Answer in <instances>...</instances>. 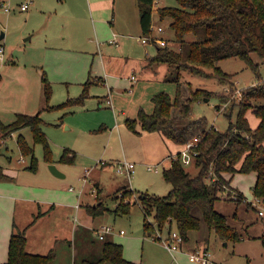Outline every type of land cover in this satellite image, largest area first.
I'll return each mask as SVG.
<instances>
[{"label": "rangeland", "instance_id": "obj_1", "mask_svg": "<svg viewBox=\"0 0 264 264\" xmlns=\"http://www.w3.org/2000/svg\"><path fill=\"white\" fill-rule=\"evenodd\" d=\"M55 1L0 0V33H5V38L0 42V47L5 48L4 58L0 61V119L4 124H10L15 121L18 113L27 115L40 113L43 131L51 151L48 158L44 145L34 144L29 128H24L5 140L0 139L2 153L0 166L3 169L13 172L25 169L23 176L28 183L44 181L54 190L51 192L54 194L52 199H55L53 200V203H56L55 209L52 210L53 213L48 221L31 225L28 250L46 254L54 248L56 257L50 264H80V261L90 254L101 258L103 242L99 240L97 231L102 226H110L114 229V233L108 236V240L123 245L125 257L134 264H193L189 261V252L185 250L203 248L208 249L211 259L216 264H264V217L258 212L260 208H264V204L253 205L257 202L253 192L256 185L253 174L236 173L230 177L231 185L234 187L232 188L244 193L245 202L237 204L226 193L221 195L226 201L218 199L216 202V210L225 215L228 224L239 233V241L222 240L214 230L208 229L203 221L201 228L191 232L189 241L182 243L179 251L176 250L174 254L165 246V241L169 240L168 227L153 236L145 235L142 207L140 203L134 204L137 193L167 196L172 186L163 177L164 168H168L178 155L183 164L189 155L184 145H181V149L177 151L179 146L175 147L171 144L164 146L155 140L156 135L144 138L143 133L140 135L134 133L127 126L126 120L128 117L135 118L134 108L138 105H142L151 113L152 98L158 93L166 92L174 99L177 84L168 79L169 71L164 73L165 79L159 81L158 78L143 79L138 70L131 72V75L138 78V81L134 82L136 85L133 89L131 84L134 83L126 78L118 79L117 86L110 84L109 80L104 82L97 74V70H101L103 65L95 56L97 54L100 58L95 36L93 39L97 50L93 51L91 57L89 53L60 51L59 56L66 59L57 62V66L52 65L49 60L48 67L65 71L70 75L49 77L45 65L40 62L45 53L43 50L45 35L51 28V21L57 20V17L49 15L45 9L51 3L54 5ZM25 2H31L30 8L27 12H21L20 6ZM137 4V0H118L117 3L121 7L123 19L128 17L132 20L131 30L127 34L133 37L122 39L119 47L110 45L108 41H113V38L109 37L104 40L105 48L102 47L104 53L110 51L113 53L111 56L116 55L119 58L122 56L121 62L124 57H131L130 63L132 59L140 62L145 59V50L150 56L157 51L155 45L144 46L141 42L143 36L139 27ZM178 6L176 0H160L153 10V26L156 29H164L160 38L166 42V46L176 50L179 44L170 29L171 22L169 19L161 21L158 9ZM87 27L89 31L95 30L94 22L91 21L86 25ZM117 31H121L118 26ZM154 34L158 35L157 32ZM101 36L103 39V33ZM29 37L31 39L26 40ZM187 39L191 40L192 37L189 36ZM126 40V45L131 51L129 55L121 53L122 44H125ZM254 60L260 65L259 73L264 80V60L255 56ZM219 67L225 73L234 76V84L220 83L213 76L201 77L187 71L182 72V80L185 84L189 83L194 90H207L210 94L208 99H204L203 96L192 104L191 115L181 120L179 128L184 127L192 119L204 118L209 127L215 126L218 131L224 132L230 122L236 120L239 109L235 106L239 100L234 97L237 91L242 92L256 86L259 79L252 67L239 58L221 61ZM155 70H161L162 74V69ZM44 72L52 88L48 102L45 97ZM209 73L214 74L213 71ZM154 74L158 75V73ZM112 86L114 90L110 95L108 90H111ZM225 90H230V97L223 96ZM107 96H111L109 98L113 106L107 105L105 101ZM225 102L229 103L227 110L219 113ZM231 113L230 118L227 115ZM246 115L253 127L260 121L251 111ZM174 116H180L179 112L175 111ZM112 130L113 135L110 134ZM20 135H23L34 148L36 171L26 169L31 166L33 157L23 156L20 152L17 143ZM66 149L74 152L75 156L71 162L62 161L64 155L69 158L73 156L71 153H66ZM170 151L175 156L160 162L165 153L169 154ZM21 158H24L22 164L19 163ZM111 159H117V163L127 161L135 165V173L130 180L127 176L118 173L117 167L109 162ZM102 161H106L104 164L108 162V165L104 167ZM50 165H55L65 178L54 176L49 169ZM183 165L192 175L198 173L193 161ZM149 166H157L159 171H150L147 169ZM210 174L212 179L214 173L210 172ZM124 187H129L135 193L131 200H127L131 201L130 213L117 215L115 209L124 197L125 192L120 190ZM71 188L74 189L73 192L69 191ZM227 192L232 198V191L228 189ZM250 203L253 205L252 208L248 207ZM76 204L80 205L78 210L75 208ZM99 206H104L106 209L103 215L93 218L86 214L84 207ZM47 207L46 209L50 208ZM194 214L202 219L199 209H195ZM76 215L80 216L77 222L74 221ZM148 221L154 223V214L148 217ZM18 229L22 230L23 226ZM121 230L125 232L124 235H120ZM175 232L177 228L173 225L171 234ZM37 246L43 248L42 252L36 251Z\"/></svg>", "mask_w": 264, "mask_h": 264}, {"label": "trees", "instance_id": "obj_2", "mask_svg": "<svg viewBox=\"0 0 264 264\" xmlns=\"http://www.w3.org/2000/svg\"><path fill=\"white\" fill-rule=\"evenodd\" d=\"M159 1L137 0L143 36L153 33V10ZM176 1L178 7L160 8L158 15L161 21L170 20V29L174 32L179 48L176 50L169 46H158L157 55L149 59L150 66L166 64L169 67L168 79L177 84L176 96L173 99L166 92L154 95L153 111L147 113L140 109L136 118H127L126 124L136 134L157 132L178 145H185L190 140H199L194 146L198 153L194 160L198 173L192 175L188 172L178 155L170 167L163 170L165 181L172 186L169 194L156 196L139 192L134 204L140 203L142 207L145 235L153 236L168 227L170 238L172 226L175 225L183 241L187 242L189 234L199 230L203 221L208 229L214 230L222 240L239 241V233L228 224L227 217L216 210V202L218 199L225 200L221 196L223 193L237 204L245 202V196L231 187L230 177L236 173L256 174L257 181L253 192L255 198L264 199V103H260L264 101V80L259 73L260 65L254 60V56L264 60V0ZM189 36L192 37L191 40L187 39ZM230 58H239L246 62L259 79L256 86L241 92V101L235 102V107L239 109L236 120L230 122L224 132L215 130L213 126L209 127L204 118L192 119L179 128L181 120L191 115L192 104L203 96L208 99L210 94L207 90H194L189 83L185 84L182 72L187 71L201 77L213 76L220 83L234 84V76L219 67L221 61ZM43 80L48 102L52 88L47 82L45 72ZM223 96L230 97V90H225ZM175 111H178L180 116H174ZM248 111L259 118L257 128L251 127L246 115ZM227 116L231 118L232 113ZM24 128L31 130L34 144L44 145L49 158L51 151L43 131L40 113L16 114L15 121L10 124H4L0 120V139L5 140ZM17 143L23 156L33 157L31 166L26 169L36 171L33 146L23 135L18 137ZM65 151L73 156L69 158L64 155L62 161L71 162L75 156L74 152L69 149ZM210 172L214 173L212 179ZM5 178L7 175L0 166V179ZM228 189L236 193V199L231 198ZM120 190L125 194L115 213L127 215L131 207V201L127 200H131L135 192L129 187ZM248 207L252 208V203L248 204ZM84 208L86 214L93 218L103 215L106 210L104 206ZM195 209L200 210L202 219L194 214ZM152 214L154 223L148 221ZM35 218L25 229L19 230L16 227L10 240L8 261L3 264H50L54 261V248L46 254L28 250L27 229L36 223ZM108 236L100 240L103 242L102 257L90 254L82 259L80 264H134L125 258L123 245L108 240Z\"/></svg>", "mask_w": 264, "mask_h": 264}, {"label": "crops", "instance_id": "obj_3", "mask_svg": "<svg viewBox=\"0 0 264 264\" xmlns=\"http://www.w3.org/2000/svg\"><path fill=\"white\" fill-rule=\"evenodd\" d=\"M29 3L31 4V2ZM117 3L118 0H56L54 5L51 3L45 9L49 15L57 17V20L51 21V28L45 35L46 36V39L44 41L45 48L43 49L45 50V53L40 62L41 64L45 65L49 77L53 78L59 75H70V74H66L65 71H57V69L56 70L50 69L48 67L49 60L52 63V65L57 66V62H62L66 59V58H61L59 56L60 51L68 50V51L89 53L91 57L93 51L97 50L95 48V43L93 39L95 36L97 38L96 45L98 48V55L100 54V58L97 57V54H95V56L96 59L99 60L100 64L103 65V68L101 70L100 69L97 70L98 72L97 74H99L101 80H103L104 82H107V80H109L110 84H115L117 86L118 79L126 78L129 79L132 83H134L138 81V78L135 75H131V72H135L137 70L141 73L140 76L143 79L148 80V79L158 78L159 81L165 79L164 73L169 71V67L166 64H158L154 66L149 65V59L157 55L159 47L156 45H155L157 47L156 53L150 56L149 52L145 50V55H144L145 59L140 60V62L138 60L132 59V63H130L131 57L130 58L124 57L123 58L124 60L121 62L120 59L122 58V56L121 58H119L116 55L111 56V54L113 53L110 51H107V53H104L102 51V47L105 48L104 40H106V38L109 37L114 38L116 35L119 44L122 39H131L133 37V35L127 34V32L128 31L130 32L131 30L130 27L132 26V20H130L128 17L123 19V15L120 12L121 7L118 6ZM30 4H29V8H30ZM139 17H140V12H139ZM91 21H93L95 24V30L89 31V27L86 28V25L87 24L89 25ZM117 26L120 28L121 31H117ZM139 27L142 34L141 25ZM102 33H103V39L101 36ZM33 36L34 35H32V37ZM30 39L31 37H29L26 40H30ZM98 40H101V42ZM111 42L112 41L110 40L108 41L110 45L113 44ZM126 43L127 40L125 41V44L124 43L122 44L123 47L121 53L125 55L126 54L129 55L130 54L129 52H131L130 47H128ZM143 45L147 46L148 44L147 45L143 44ZM67 60H72V58H67ZM155 69H162V74L160 73L161 70H155ZM154 73H158V75L155 76ZM132 77H135V79L133 80ZM130 81L129 83L131 84ZM135 85H136L135 83L131 84L132 89L135 88ZM113 90H114L113 86L111 87V90L110 89L108 90L110 95H112ZM118 92L120 93V91ZM107 97L109 98L111 96H107ZM107 99L105 100L107 105L113 106V103L108 104L109 99L108 100ZM140 109H144V107L142 105H138V107L134 108L136 112L135 118L137 117ZM146 112L149 113L148 111ZM123 114L126 116L125 112ZM259 123L260 121L256 123L255 127L253 126L251 127L257 128ZM66 128L70 129L69 127ZM142 133H143L142 137L144 138H150L153 137V135H156L155 140L160 142L164 146H169L171 144L175 147L179 146V149L177 151L181 149V145L175 144L171 140L165 138L160 133L157 132L156 133L142 132ZM110 134L113 135V130L110 132ZM109 137L111 138V136ZM174 156L175 155L172 154V151H170L169 154L167 152L165 153L164 157L161 159L160 162H164L166 158H172ZM21 160L22 158L19 160L20 164L23 163V162L21 163ZM104 162L106 161H102L101 163L104 164ZM109 162L112 163V165L116 166L117 159H111V161ZM107 165L108 162L103 166L105 167ZM24 170L20 169L18 171L13 172L4 169L7 178L0 179V264L6 263L8 261L10 240L12 234L16 230V227L20 228V226H23V228L25 229L26 226H28L34 220L35 217L37 218V220L36 218L35 220L36 223L38 224L39 223L42 224L43 222L48 221L51 214L53 213L52 210L55 209L54 207L56 206V203H53V200L55 199H52L54 194L51 192L54 190L49 188L48 183H45L44 181H33V182L30 181V183H28L27 180L25 179V176H23ZM252 174L255 175L254 182H256L257 175L251 173V175ZM231 187L233 186L231 185ZM69 191L73 192L74 189ZM237 191L241 192L238 189ZM47 206H50L49 209H51V211H49V209H46L48 208ZM79 207L80 205L76 204L75 206L76 210H78ZM79 219L80 216L76 215L74 221L77 222L79 221ZM30 228L32 227L30 226L27 229V237H29V235L31 236V233H29L31 230ZM29 239L31 241V238H28V241ZM61 239H65V238H61ZM46 246L48 245L46 244ZM35 247L36 245H34V248ZM180 247L178 249H180ZM42 249L37 246L36 251L41 250L40 252H42ZM182 250L183 248H181V251ZM190 250H185V251H188L189 254L195 251V249H190ZM34 253H38V252H34ZM171 253L174 254V252Z\"/></svg>", "mask_w": 264, "mask_h": 264}, {"label": "built area", "instance_id": "obj_4", "mask_svg": "<svg viewBox=\"0 0 264 264\" xmlns=\"http://www.w3.org/2000/svg\"><path fill=\"white\" fill-rule=\"evenodd\" d=\"M29 2H25L20 6V9L22 12H25L28 10L29 8ZM6 11H10L9 9H6ZM152 31L153 33L150 36H144L143 38H141V41L143 44L147 45V44H153L156 46H161L164 47L166 46V42L160 38V34H162L164 32L163 28H158L156 29L154 26H152ZM154 32H157L158 35H155ZM114 45H119L118 44V39L117 36L115 35V37L113 38V41L111 42ZM4 53H5V48L3 46L0 47V61L3 60L4 58ZM132 79L134 80L135 77H132ZM235 99L241 101L242 98V93L241 91H237L236 96L234 97ZM234 98H231L234 99ZM108 104H112L111 99L109 98L108 100ZM229 106V103H223L219 113H221V111H225L227 110ZM215 128V130H217V128L215 126H213ZM197 142H199V140H190L188 141L184 146H185V151L187 152V154L189 155V158L184 160L183 164L188 165L191 161H193L195 158L197 157L198 153L194 150V146L197 144ZM21 162H24V159L21 160ZM118 173L124 176H127L128 179L130 180L132 175L135 173V165L133 163L130 162H118L116 164ZM148 170L152 171L155 170L156 172L159 171L158 167H152L149 166ZM70 190H73L72 188ZM232 198L236 199V193L232 192ZM256 203L254 202L253 205L254 206H258V204H264V199H257L256 198ZM259 215L264 217V208H260V210L258 211ZM112 233H114V229L110 226H102L100 230L97 231V235L99 240H104L106 236L108 235H112ZM124 231L121 230L120 234L124 235ZM184 243L183 238L179 235L178 232H175L173 234H171L169 240L165 241V246L168 250H170L171 252H175L176 250H178L179 246ZM189 257V261L191 263H195V264H216L215 262H213V260L211 259V254L208 251V249L203 248V249H197L195 250L193 253H190L188 255Z\"/></svg>", "mask_w": 264, "mask_h": 264}, {"label": "water", "instance_id": "obj_5", "mask_svg": "<svg viewBox=\"0 0 264 264\" xmlns=\"http://www.w3.org/2000/svg\"><path fill=\"white\" fill-rule=\"evenodd\" d=\"M5 38V33L4 32H1L0 33V42ZM49 169L51 171V173L56 176V177H59V178H64V174H62L55 165H50L49 166Z\"/></svg>", "mask_w": 264, "mask_h": 264}]
</instances>
